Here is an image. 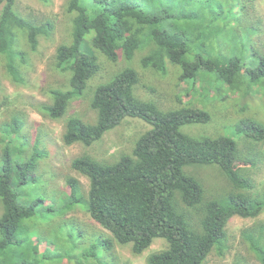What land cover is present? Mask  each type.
<instances>
[{
	"label": "trees",
	"instance_id": "obj_1",
	"mask_svg": "<svg viewBox=\"0 0 264 264\" xmlns=\"http://www.w3.org/2000/svg\"><path fill=\"white\" fill-rule=\"evenodd\" d=\"M0 4V65L19 81L22 49L35 50L39 35L50 32L52 25L22 16L17 0ZM253 4L254 0H65L70 39L56 47L55 60L67 81L49 89L51 102L41 104L43 114L63 120L65 145L89 147L126 116L152 127L115 163L88 153L74 157L71 168L89 182L83 195L72 178L70 194L49 189L35 173L38 160L46 155L38 138L31 146L18 116L3 123L0 264H106L102 254L114 264L112 243L128 245L132 254L140 255L156 238L164 243L145 257V264H206L214 250L224 254L228 220L256 219L264 211V192L248 191L252 184L241 166L256 160L238 144L241 140L249 149L245 141L264 142V123L245 118L224 125V130H232L230 135L183 132L184 125L208 123L209 111L181 103L161 110L142 100L135 90L140 75L131 62L139 52L141 68L166 74L168 65L175 66L179 81H192L190 90L200 89V81L208 78L215 82L216 92L226 86L246 94L250 85L264 83V54L251 40L258 21L248 23ZM100 56L125 64L108 73ZM97 75L101 80L89 102L94 121L67 115L71 100L84 94ZM199 166L217 167L231 188L221 196L207 195L202 180L189 169ZM81 201V209L109 236L90 235L87 247L72 252L64 242L71 237L67 224L76 221L63 215ZM242 236L258 264H264V224L245 228ZM41 244L46 247L41 249Z\"/></svg>",
	"mask_w": 264,
	"mask_h": 264
},
{
	"label": "rangeland",
	"instance_id": "obj_2",
	"mask_svg": "<svg viewBox=\"0 0 264 264\" xmlns=\"http://www.w3.org/2000/svg\"><path fill=\"white\" fill-rule=\"evenodd\" d=\"M64 3L65 0H17L18 11L22 16L40 25L50 23L52 30L39 35L35 50L27 47L22 49L25 53V60L20 67L22 79L12 80L0 65V134L2 124L10 121L12 116H18L24 121L22 133L27 136L30 145L33 146L38 138V147L46 152V155L38 160L35 173L46 181L49 189L59 192L58 194L63 192L70 194L68 180L75 179L80 193L85 195L88 179L71 168V160L82 153H88L99 161L115 163L122 154H129L139 137L152 126L138 117L126 116L120 124L106 131L89 147L80 143L71 145L63 143L61 139L63 120L49 118L43 114L40 106L51 102L50 88L63 87L67 81V75L56 68L55 60L56 47L61 43H67L70 39V15L66 13ZM248 12L249 25L252 21H258L259 28L251 40L254 47L264 54V0H254ZM140 57L141 53H135L131 62L140 75L139 84L135 89L138 97L154 102L161 110L175 108L179 106L177 103H181V105L204 108L211 114L208 123L184 125L180 128L183 132L187 131L195 136L219 133L230 135L232 130H224V125L231 126L245 118L264 123V83L250 85L246 94L242 91L228 90L226 86H222L221 91L216 92L215 82L206 77V80L200 81V89L194 91L190 90L191 80L179 81L178 69L175 66L168 65V72L162 74L152 69L141 68ZM100 58L103 70L108 73L117 71L125 64L122 59L116 63H109L103 57ZM97 80H101L99 75L89 82L84 94L71 100L67 115L75 114L83 120L94 121L95 114L89 102L91 90ZM245 142L249 149L242 147L244 143L241 140L238 141L239 147L256 160L255 164H241L252 184L248 191L262 193L264 192V142ZM31 146L27 152L29 155L32 153ZM189 169L202 180L207 195L221 196L231 188L228 179L215 166ZM83 207L84 202L81 201L78 205L67 208L63 215V219L67 221H76L67 224V229L71 230V237L64 242V248L72 252L87 247L91 243L90 235L96 237L102 233L103 237L109 236L106 230L81 209ZM257 223L264 224V211L256 219L232 216L225 227L224 254L219 255L217 250H214L208 256L206 264H235L239 261L243 264H258L242 236L245 228ZM163 243L161 238L154 239L140 255L132 254L128 245L120 246L117 243H112L110 251L115 258L114 264H145V257L160 249ZM40 247L44 249L46 245L41 244ZM100 257L102 262L110 264L105 255L102 254ZM63 264L76 263L64 261Z\"/></svg>",
	"mask_w": 264,
	"mask_h": 264
}]
</instances>
